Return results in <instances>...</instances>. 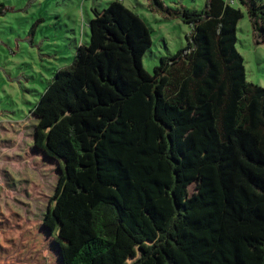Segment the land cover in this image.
Listing matches in <instances>:
<instances>
[{
	"label": "trees",
	"instance_id": "1",
	"mask_svg": "<svg viewBox=\"0 0 264 264\" xmlns=\"http://www.w3.org/2000/svg\"><path fill=\"white\" fill-rule=\"evenodd\" d=\"M237 3L264 46L262 0H152L191 28L152 74L146 20L122 0L93 11L90 43L32 110L54 205L34 227L0 210V264H264V88L247 81Z\"/></svg>",
	"mask_w": 264,
	"mask_h": 264
},
{
	"label": "rangeland",
	"instance_id": "2",
	"mask_svg": "<svg viewBox=\"0 0 264 264\" xmlns=\"http://www.w3.org/2000/svg\"><path fill=\"white\" fill-rule=\"evenodd\" d=\"M113 1L0 0L13 10L0 15V210L5 216L17 215L34 227L53 207L59 176L56 164L31 155L37 125L32 110L54 74L72 63L80 45L90 43L93 11ZM122 1L152 29L153 45L143 59L149 73L161 57L187 46L191 28L179 19H166L150 5L152 0ZM161 1L173 9H203L207 0ZM237 6L245 13L237 29V49L245 59L247 81L264 88V46L254 43L246 9ZM30 229L35 234L37 227ZM18 263L14 259L9 264Z\"/></svg>",
	"mask_w": 264,
	"mask_h": 264
},
{
	"label": "built area",
	"instance_id": "3",
	"mask_svg": "<svg viewBox=\"0 0 264 264\" xmlns=\"http://www.w3.org/2000/svg\"><path fill=\"white\" fill-rule=\"evenodd\" d=\"M230 4L234 3V0H227Z\"/></svg>",
	"mask_w": 264,
	"mask_h": 264
}]
</instances>
